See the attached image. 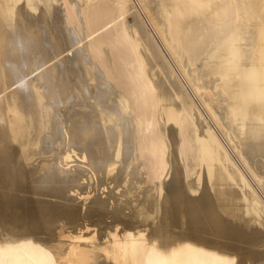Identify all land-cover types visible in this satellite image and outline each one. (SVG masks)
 Wrapping results in <instances>:
<instances>
[{"label":"bare ground","instance_id":"6f19581e","mask_svg":"<svg viewBox=\"0 0 264 264\" xmlns=\"http://www.w3.org/2000/svg\"><path fill=\"white\" fill-rule=\"evenodd\" d=\"M0 264H264V0H0Z\"/></svg>","mask_w":264,"mask_h":264}]
</instances>
